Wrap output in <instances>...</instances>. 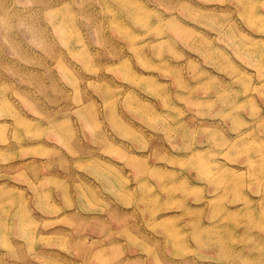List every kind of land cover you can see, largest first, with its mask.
I'll list each match as a JSON object with an SVG mask.
<instances>
[{
	"label": "rangeland",
	"instance_id": "374dc122",
	"mask_svg": "<svg viewBox=\"0 0 264 264\" xmlns=\"http://www.w3.org/2000/svg\"><path fill=\"white\" fill-rule=\"evenodd\" d=\"M0 264H264V0H0Z\"/></svg>",
	"mask_w": 264,
	"mask_h": 264
}]
</instances>
